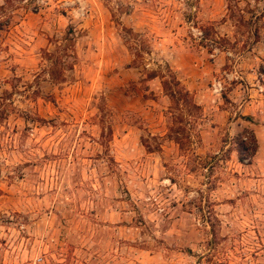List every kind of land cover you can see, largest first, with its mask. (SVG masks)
<instances>
[{
	"label": "rangeland",
	"instance_id": "obj_1",
	"mask_svg": "<svg viewBox=\"0 0 264 264\" xmlns=\"http://www.w3.org/2000/svg\"><path fill=\"white\" fill-rule=\"evenodd\" d=\"M0 264H264V0H0Z\"/></svg>",
	"mask_w": 264,
	"mask_h": 264
},
{
	"label": "trees",
	"instance_id": "obj_2",
	"mask_svg": "<svg viewBox=\"0 0 264 264\" xmlns=\"http://www.w3.org/2000/svg\"><path fill=\"white\" fill-rule=\"evenodd\" d=\"M156 74L150 73V78L156 77ZM162 86L165 89L166 93L171 96L172 98H175L177 101H183L187 104L190 103V105L194 106L195 108L199 106L193 103L191 100L190 92L187 88L184 87V85L172 74L169 75V79L162 80ZM172 85L176 87L172 88ZM192 102V103H191ZM245 135L244 132H240L237 136L238 139V154H239V161L244 162L243 152L249 151L250 156H252L256 150H257V141L255 140L254 133L251 131V140L252 141H246L244 140Z\"/></svg>",
	"mask_w": 264,
	"mask_h": 264
},
{
	"label": "built area",
	"instance_id": "obj_3",
	"mask_svg": "<svg viewBox=\"0 0 264 264\" xmlns=\"http://www.w3.org/2000/svg\"><path fill=\"white\" fill-rule=\"evenodd\" d=\"M215 89H217V88L215 87Z\"/></svg>",
	"mask_w": 264,
	"mask_h": 264
}]
</instances>
